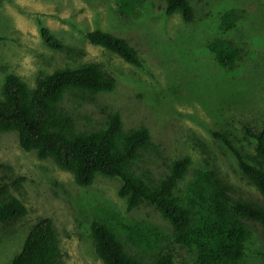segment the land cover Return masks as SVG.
I'll use <instances>...</instances> for the list:
<instances>
[{
    "label": "rangeland",
    "instance_id": "1",
    "mask_svg": "<svg viewBox=\"0 0 264 264\" xmlns=\"http://www.w3.org/2000/svg\"><path fill=\"white\" fill-rule=\"evenodd\" d=\"M193 19L167 15L163 0H0V100L5 77L16 74L33 90L37 79L65 67L97 63L115 79V90L96 95L68 93L61 103L75 118L77 131L101 129L108 115L120 113L124 129L143 125L151 132L152 148L134 169L143 181L158 184L171 162L189 156L192 164L181 186L200 169H214L230 188L232 200L262 203L242 173L234 151L254 155V133L264 124V0H190ZM134 12L122 17L119 4ZM233 10L238 19L230 30L221 27ZM47 28L65 46L53 51L42 41ZM94 30L122 38L142 63L135 67L104 48L89 43ZM230 41L240 52L231 70L220 68L208 45ZM70 51L72 53H70ZM225 136L228 145L215 137ZM118 178L97 176L92 185L78 186L73 174L53 160L23 151L15 132L0 134V186L19 199L26 215L0 225V264H10L22 250L30 228L51 218L60 242L58 264H104L95 252L90 222L103 208L124 220L154 225L162 246L171 249L175 264H194V254L172 240V228L147 204L128 212L119 198ZM251 239L241 264L263 262L258 223L246 220ZM128 249L145 263L150 258Z\"/></svg>",
    "mask_w": 264,
    "mask_h": 264
},
{
    "label": "trees",
    "instance_id": "2",
    "mask_svg": "<svg viewBox=\"0 0 264 264\" xmlns=\"http://www.w3.org/2000/svg\"><path fill=\"white\" fill-rule=\"evenodd\" d=\"M165 13H179L184 21L193 19L190 0H163ZM122 17L134 12L132 4H119ZM238 15L233 10L222 17L221 27L230 30ZM43 43L53 51L66 50L47 28H40ZM91 45L116 54L126 63L141 67L137 52L122 38L101 30L87 34ZM3 38L0 37V42ZM216 64L231 70L240 52L230 41L214 40L208 45ZM70 53H72L70 51ZM115 79L97 63L65 67L40 77L30 90L16 74L5 77L0 100V134L15 132L19 147L34 151L40 160L51 159L62 170L73 174L80 187L93 184L97 176L118 178L122 185L119 198L126 201L127 211L147 204L158 211L172 228V240L194 254V264H241L251 232L246 220L261 227L264 247V124L260 131L247 130L255 142L254 155L234 151L239 167L256 187L262 203L232 200L230 188L214 169H200L185 185L192 164L189 156L176 159L168 173L152 185L143 181L134 165L144 151L152 148L151 132L141 125L124 129L119 112L108 115L105 126L93 131H77L75 118L61 103L68 93L96 95L115 90ZM228 145L225 136L214 134ZM7 186H0V225L12 223L26 215L24 204ZM95 252L104 264H175V255L162 246L163 233L157 227L136 220H124L116 211L103 208L90 222ZM128 247L150 258L145 263ZM264 264V251H263ZM60 242L51 218L39 219L29 230L22 250L10 264H58Z\"/></svg>",
    "mask_w": 264,
    "mask_h": 264
}]
</instances>
